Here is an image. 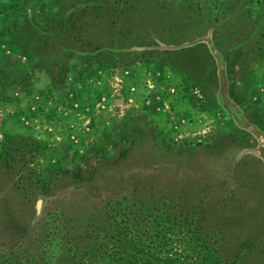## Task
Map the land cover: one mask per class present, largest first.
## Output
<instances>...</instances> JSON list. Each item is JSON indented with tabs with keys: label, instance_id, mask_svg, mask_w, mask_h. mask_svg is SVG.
I'll return each mask as SVG.
<instances>
[{
	"label": "rangeland",
	"instance_id": "374dc122",
	"mask_svg": "<svg viewBox=\"0 0 264 264\" xmlns=\"http://www.w3.org/2000/svg\"><path fill=\"white\" fill-rule=\"evenodd\" d=\"M80 1L92 0H0V264H115L110 256L122 252L107 221L146 252L175 253L173 264H201L205 253L264 264V53L242 73L236 64L225 70L223 105L215 81L197 83L177 58L154 52L161 42L142 52L153 46L147 37L166 39L167 24L193 29L200 7L207 21L209 0H128L145 21L128 16L121 27L147 45L110 56L58 32L47 41L64 55L48 64L52 77L22 9L34 28ZM247 7L258 30L264 0ZM134 199L164 206L138 216L137 207L122 209Z\"/></svg>",
	"mask_w": 264,
	"mask_h": 264
},
{
	"label": "trees",
	"instance_id": "16d2710c",
	"mask_svg": "<svg viewBox=\"0 0 264 264\" xmlns=\"http://www.w3.org/2000/svg\"><path fill=\"white\" fill-rule=\"evenodd\" d=\"M110 1L112 0H92L88 1V5L80 1L67 7L65 10L67 14L65 16L56 14L55 12L48 13L43 18L42 23L37 26L35 25L34 28L32 22H30L31 24L28 23L26 9H22V22L26 26L31 25L33 30H31V34L36 31V38H40L36 46H33L34 49H32L35 55L38 53V57L36 55L37 61L42 59V64L47 65V68L48 64L52 61L55 65L59 64L60 66L59 60L57 61V59H64V55H59V57L57 55L59 53L58 50L53 48L49 49L47 46L48 40L52 41L53 39H57L56 34L58 32H61L62 36L66 35L68 39L77 40L83 48L90 46L92 51L106 49L110 56H115V53L111 52L112 49L121 53L122 50L128 49L131 46L147 45L146 42L143 41L145 37L138 36L134 38V36L131 35L132 32L130 27H121V23H123L128 16H133L131 18H135L137 22H139V24L137 23L139 26L141 21L142 23L145 21L142 16H138L134 12V10L137 9L134 8V4L132 7L128 0H117V2L120 1V5L113 8L112 2ZM251 1L252 0H209L207 1L208 7H206L205 12L209 15V19L207 18V21H205L203 20V16L205 17L206 15L200 11L202 10L200 4L202 3L203 5L206 1L196 0L195 6L200 8L197 9L198 11H195V16L189 17V21L194 25L193 29H184L185 21L183 20L180 21V23H170V27L167 24L166 30L162 33L166 39L164 41H157L163 40L157 35L153 37L156 38V40L147 37L151 40L149 44H153V46H146L148 49H142L144 51H141L151 53L153 51L150 50H154L152 48L156 45H160L158 42H161L163 45L161 48L162 50L160 51L158 48L159 50L154 52L157 54L165 52V54L177 58L179 62L185 64L182 66L184 69L187 68L186 70H188L187 73L189 76L186 75L187 77L195 80L197 83L212 79L215 81L217 90L219 91L220 83L223 81L224 83L227 82L228 77H225L226 71H231L233 64H236L238 72L242 73L247 67L249 68L250 63L259 59L264 53V24L260 25L258 30L253 29L252 26L255 25H253L254 22L249 17L250 13L247 7ZM88 20H93L97 28L94 27L95 29L89 30L88 25L82 24ZM57 21H62L64 25H54ZM203 24H207L206 27L209 28L210 34L207 29L202 26ZM231 24L235 28H231ZM219 29L223 30L224 35H222V37L217 34ZM192 30H194V32H191ZM88 32L92 33V35L89 34L91 38ZM99 32L103 38L97 36ZM130 39L136 40V42L131 43V41H129ZM18 48H21L19 44ZM46 49L49 50L48 53H46ZM227 50H232L233 57L231 59L229 58V60L226 55ZM79 51L82 53L85 52L83 49H79ZM242 53L246 54L249 56L248 58L251 59L249 60V64L246 65L242 61ZM39 66L43 67L41 65ZM47 70L52 77L56 75L53 69L48 68ZM49 79L52 80L50 76ZM223 92H220L221 96ZM152 194L153 193L150 195ZM153 200H151V202ZM115 202L116 201L113 200V203ZM137 202L138 200L134 199V202L124 203V208L122 209H125V211L129 213L130 209L137 207L136 213L139 216L143 215L148 206H153L156 214H158L164 206V204L156 203V201L152 202L150 205ZM159 202H162V200ZM107 207L108 206L104 208V214L106 213ZM107 223L106 226L111 230L110 235L113 236L122 252L120 255L110 256V259H112L115 264H129L130 261L135 258H141V260L145 261L147 264H173L174 261H176L175 257L178 255L175 256V253H173V255H157L146 252L143 247H139V245H142L140 239L134 240L128 238L126 233L122 232L114 221H107ZM97 225L102 226L104 224L101 223ZM109 229H107V231H109ZM87 234L92 236V233L87 232ZM196 238H198V236ZM199 239L204 240L202 238ZM160 242L159 238L158 244L161 246ZM203 242L200 241V243H206L205 241ZM88 244L89 243L83 245L86 252L85 254H93L92 256L95 258L96 253H92L93 247ZM210 259L214 260L210 264H226L219 261L217 257L208 256L207 253H205L200 262H202L201 264H208Z\"/></svg>",
	"mask_w": 264,
	"mask_h": 264
},
{
	"label": "flooded vegetation",
	"instance_id": "af4514ba",
	"mask_svg": "<svg viewBox=\"0 0 264 264\" xmlns=\"http://www.w3.org/2000/svg\"><path fill=\"white\" fill-rule=\"evenodd\" d=\"M220 92H221V91H218V90H217L218 98H219L220 102L223 103V105H224L223 98H225V94H224V92H223V95L221 96V95H220V94H221Z\"/></svg>",
	"mask_w": 264,
	"mask_h": 264
}]
</instances>
